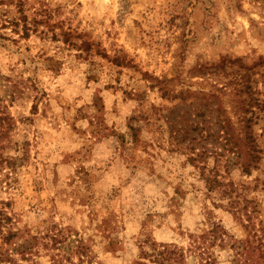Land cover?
<instances>
[{
    "label": "rangeland",
    "instance_id": "obj_1",
    "mask_svg": "<svg viewBox=\"0 0 264 264\" xmlns=\"http://www.w3.org/2000/svg\"><path fill=\"white\" fill-rule=\"evenodd\" d=\"M244 117L264 148V0H0V253L231 264L250 227L207 181L264 204V152L220 155Z\"/></svg>",
    "mask_w": 264,
    "mask_h": 264
},
{
    "label": "trees",
    "instance_id": "obj_2",
    "mask_svg": "<svg viewBox=\"0 0 264 264\" xmlns=\"http://www.w3.org/2000/svg\"><path fill=\"white\" fill-rule=\"evenodd\" d=\"M252 123L253 120L251 117L242 118L243 135L239 136V134L234 133L229 119H224L222 121L220 130L223 151L220 155H224L226 170H228V166L231 164L235 166L238 165L242 173L250 175L251 168L260 163L264 148L261 147L258 142V137L253 133ZM138 131L139 128L132 125L129 126L130 142L134 145H138ZM242 158L245 159L242 160ZM253 180L254 184L252 188H260L259 191H264V177L262 178L257 175ZM238 190V185L232 182L207 181V191L215 192L220 199L226 200V207L228 206L231 210L230 212L234 218L243 222L244 227H250V230L254 228L251 235V231L248 230L249 236H245V238H238L233 235L225 234L221 242L235 253L230 260L231 264H264V204H261L260 201H255L254 204L250 203L247 205L244 198L245 201L243 206L238 207V203L240 202V193ZM1 222L2 218H0V223ZM255 227H257V229ZM15 235L16 232L8 230L5 232V235L2 236V240L4 243H9ZM239 250L241 251V255L238 252ZM79 252L77 251V253L80 254L79 256L82 257L84 250ZM238 255L241 256V259H238ZM22 257L25 258L23 255ZM1 262L12 264L14 261L11 254L6 252L5 254L0 253V263ZM204 264H216V262L206 261Z\"/></svg>",
    "mask_w": 264,
    "mask_h": 264
}]
</instances>
